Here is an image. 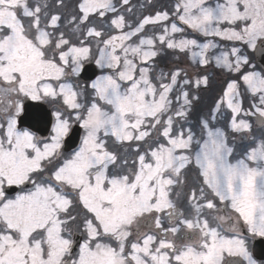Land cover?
Instances as JSON below:
<instances>
[{"label": "snow or ice", "instance_id": "6c2138e0", "mask_svg": "<svg viewBox=\"0 0 264 264\" xmlns=\"http://www.w3.org/2000/svg\"><path fill=\"white\" fill-rule=\"evenodd\" d=\"M136 8L0 0V264H264V0Z\"/></svg>", "mask_w": 264, "mask_h": 264}, {"label": "trees", "instance_id": "16d2710c", "mask_svg": "<svg viewBox=\"0 0 264 264\" xmlns=\"http://www.w3.org/2000/svg\"><path fill=\"white\" fill-rule=\"evenodd\" d=\"M172 62H176V60H173ZM157 66H158V69H163L165 72L171 70V62L167 60V57H163V63L161 61ZM208 75L210 77V85L208 88L202 89L199 93L200 96H202L200 102L206 108H209L211 106L213 98L219 96V94L221 93V90L225 86V81L227 79V76L224 74L225 76L224 79L220 80L219 83H217V81L212 77L211 74H208ZM245 106H248L247 101H245Z\"/></svg>", "mask_w": 264, "mask_h": 264}, {"label": "water", "instance_id": "95a60500", "mask_svg": "<svg viewBox=\"0 0 264 264\" xmlns=\"http://www.w3.org/2000/svg\"><path fill=\"white\" fill-rule=\"evenodd\" d=\"M259 60V58H258ZM93 66H89V72L87 75L91 74ZM86 78V77H85ZM37 102H28V111H29V121L25 125L31 124L33 126V130L38 131L40 134H46L47 129L44 120L37 119L36 117L42 116L45 112L50 111L46 108V106L36 107Z\"/></svg>", "mask_w": 264, "mask_h": 264}, {"label": "rangeland", "instance_id": "374dc122", "mask_svg": "<svg viewBox=\"0 0 264 264\" xmlns=\"http://www.w3.org/2000/svg\"><path fill=\"white\" fill-rule=\"evenodd\" d=\"M70 2H71V0H70ZM132 3H133L134 5H137V8L134 9V11H140V12H142L143 14H150V13H154L155 10L165 8L166 5H164V4H170V3H172V0H151V5H148V6H146V7L143 8V9H139V5H140V4H146V3H147V0H132ZM166 52H167V51H166ZM180 56H181V58H182V55H180ZM180 56H179V59H180ZM173 57H174L175 59H177V58H176V54H174ZM217 97H218V96H217ZM217 97H215V99H216ZM215 99L213 98L211 104H213V102H214ZM211 106H212V105H211ZM245 107H247V106H245ZM257 135H259V132H257Z\"/></svg>", "mask_w": 264, "mask_h": 264}, {"label": "flooded vegetation", "instance_id": "af4514ba", "mask_svg": "<svg viewBox=\"0 0 264 264\" xmlns=\"http://www.w3.org/2000/svg\"><path fill=\"white\" fill-rule=\"evenodd\" d=\"M255 249H254V251H255V253H256V255H261V254H264V243H261V242H257L256 244H255Z\"/></svg>", "mask_w": 264, "mask_h": 264}]
</instances>
